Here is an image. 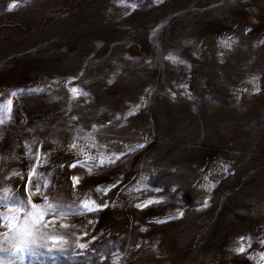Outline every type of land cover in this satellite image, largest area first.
Returning <instances> with one entry per match:
<instances>
[{
	"label": "rangeland",
	"instance_id": "374dc122",
	"mask_svg": "<svg viewBox=\"0 0 264 264\" xmlns=\"http://www.w3.org/2000/svg\"><path fill=\"white\" fill-rule=\"evenodd\" d=\"M0 104V200L67 213L26 264H264V0H0Z\"/></svg>",
	"mask_w": 264,
	"mask_h": 264
},
{
	"label": "snow or ice",
	"instance_id": "6c2138e0",
	"mask_svg": "<svg viewBox=\"0 0 264 264\" xmlns=\"http://www.w3.org/2000/svg\"><path fill=\"white\" fill-rule=\"evenodd\" d=\"M221 44L224 47H231L227 41H221ZM166 59L177 62L178 58L169 55ZM71 92L73 96L87 95L82 91H78L76 88H72ZM11 95L15 96L16 93L13 92ZM5 103L9 106L10 111L12 101L8 100ZM0 108H3V104H0ZM139 146L142 147V145ZM69 167H76V164H71ZM28 175L29 180L25 184V194L28 192V186L31 183L33 172H29ZM72 179L75 182L77 178L73 177ZM97 190L99 191L100 189ZM36 191H40L39 183L36 185ZM204 203L206 205L207 201ZM90 204H95V202L82 201L80 207L90 212L106 206L96 205L93 208ZM0 207L6 209L5 211H0V257L7 255L10 258H14L9 259L7 264H26L28 257L39 258L42 256L43 252L41 249L48 254H51L53 251H64L63 244L66 241L62 236L51 234L49 229L54 228L57 218L63 217L67 213L60 206L49 202L47 197L44 198L43 203L34 204L30 197L25 201L23 198L16 196L11 203L6 200H0ZM136 207H147V204H137ZM156 222L159 223L161 221ZM60 227L64 228L67 226L61 223ZM41 241L44 242L41 243ZM5 243L10 246L5 248L3 246ZM78 247L83 250L86 248V244L80 243ZM234 251L237 253L243 252L244 245L241 244ZM0 264H5L2 258H0Z\"/></svg>",
	"mask_w": 264,
	"mask_h": 264
}]
</instances>
